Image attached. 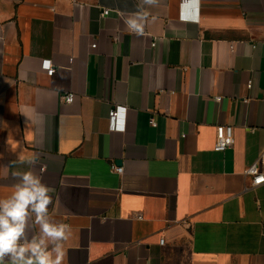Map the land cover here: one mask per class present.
Listing matches in <instances>:
<instances>
[{"label": "crops", "instance_id": "crops-1", "mask_svg": "<svg viewBox=\"0 0 264 264\" xmlns=\"http://www.w3.org/2000/svg\"><path fill=\"white\" fill-rule=\"evenodd\" d=\"M136 5L0 0V198L22 150L71 226L64 264H264V184L244 174L264 171V0H188L195 22L160 0L140 36ZM219 125L234 127L224 152Z\"/></svg>", "mask_w": 264, "mask_h": 264}, {"label": "clouds", "instance_id": "clouds-1", "mask_svg": "<svg viewBox=\"0 0 264 264\" xmlns=\"http://www.w3.org/2000/svg\"><path fill=\"white\" fill-rule=\"evenodd\" d=\"M160 0H137L136 11L128 14L125 24L131 33L143 35L152 22L149 8ZM38 161L35 154L22 150L15 165H27V170L16 167L11 172L15 180L11 193L0 198V264H64L66 242L72 235L71 226L58 221L50 213L53 205L50 188L32 169Z\"/></svg>", "mask_w": 264, "mask_h": 264}, {"label": "built area", "instance_id": "built-area-1", "mask_svg": "<svg viewBox=\"0 0 264 264\" xmlns=\"http://www.w3.org/2000/svg\"><path fill=\"white\" fill-rule=\"evenodd\" d=\"M182 1V15L181 19L185 22L189 21H197L199 20L198 15H189L185 11V5L188 3V0H181ZM110 14L109 10L103 11V16H108ZM233 49V46H231ZM42 69L46 71L49 77H52L55 73V68L51 60H43L42 61ZM252 81L248 83L249 88L252 87ZM76 98L75 93L68 92L62 97V101L64 104L70 105L74 103ZM217 101H221V98L218 97ZM126 111L127 108L115 105L112 109H110L108 114V121H109V130L111 132H124L126 130ZM150 125H154V121L150 120ZM235 143L234 139V127L231 125H219L216 127V141L214 144V150L217 152H224L228 148L233 147ZM110 169L113 173H117L119 175L123 174V167H119L115 163H112ZM44 170V168H43ZM245 176L251 179V187L256 188L262 184H264V171L261 170L260 165L255 163L254 165L248 167L245 172ZM140 218V217H139ZM160 244H164V239L160 241Z\"/></svg>", "mask_w": 264, "mask_h": 264}, {"label": "water", "instance_id": "water-1", "mask_svg": "<svg viewBox=\"0 0 264 264\" xmlns=\"http://www.w3.org/2000/svg\"><path fill=\"white\" fill-rule=\"evenodd\" d=\"M119 164H121V163H119Z\"/></svg>", "mask_w": 264, "mask_h": 264}]
</instances>
